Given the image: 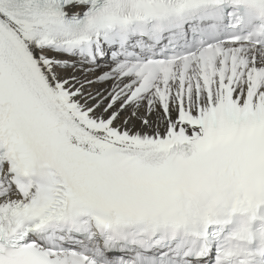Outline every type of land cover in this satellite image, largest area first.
I'll list each match as a JSON object with an SVG mask.
<instances>
[{"label":"snow or ice","instance_id":"obj_1","mask_svg":"<svg viewBox=\"0 0 264 264\" xmlns=\"http://www.w3.org/2000/svg\"><path fill=\"white\" fill-rule=\"evenodd\" d=\"M0 264H264V0H0Z\"/></svg>","mask_w":264,"mask_h":264}]
</instances>
